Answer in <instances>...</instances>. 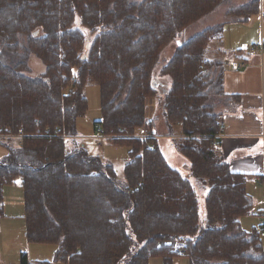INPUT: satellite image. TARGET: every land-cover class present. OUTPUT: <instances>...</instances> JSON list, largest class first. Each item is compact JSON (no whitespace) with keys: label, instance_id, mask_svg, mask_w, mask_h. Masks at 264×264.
Segmentation results:
<instances>
[{"label":"trees","instance_id":"1","mask_svg":"<svg viewBox=\"0 0 264 264\" xmlns=\"http://www.w3.org/2000/svg\"><path fill=\"white\" fill-rule=\"evenodd\" d=\"M224 1L0 0V216L4 189L19 181L27 243L54 246L62 264H174L178 257L264 264V223L240 227L253 216L248 176L232 173L219 147L215 108L227 95L222 64L206 53L222 40L224 24L179 39ZM259 9L260 0H250L225 16L247 22ZM170 43L173 54L156 72ZM32 56L43 72L29 75ZM91 85L100 113L93 144L127 150L124 184L113 165L77 142ZM150 101L168 129L180 126L173 144L187 160V177L159 147ZM17 136L20 146L12 143ZM189 176L207 190L204 218ZM19 262L50 264L25 254Z\"/></svg>","mask_w":264,"mask_h":264},{"label":"crops","instance_id":"2","mask_svg":"<svg viewBox=\"0 0 264 264\" xmlns=\"http://www.w3.org/2000/svg\"><path fill=\"white\" fill-rule=\"evenodd\" d=\"M262 9L264 10V5L260 1L259 13L252 16L247 22L226 21L224 23L225 27L222 28V40L219 41L220 47L223 42L228 45L226 50L229 52L222 53V57L218 59L222 64V89L227 95L225 98L222 97V101L215 108L217 112L222 113L223 126L219 147L223 158L230 166L231 172L248 176L246 191L252 201L253 216L256 218V224L248 230L243 229L241 224L242 219L246 217L241 218L240 227L243 231H250L251 228L260 225L264 221L261 217H258L259 212H264V191L261 192L260 190V186L264 188V31H262L264 13ZM239 25L244 27L241 41L239 35H237ZM245 25H248V27ZM249 31H254V35L247 37ZM229 40L232 46L242 45V47L238 48L237 46V51H234L231 48L232 46L229 45ZM240 63H244V65L238 67ZM234 96H237L238 99L233 98ZM152 103L154 102L150 101L149 105L151 106ZM148 116L149 120L153 119L152 115L149 114ZM77 131L79 136V132H81L79 130V120ZM86 136L82 139L88 140V145L79 139L77 142L87 149L89 154L101 157L100 154H104L105 146L102 150H97L92 144V128L91 133H87ZM109 145L108 150L110 152L113 149L116 150V146L111 144L112 148H110ZM119 149L127 155V150L124 148ZM108 158L118 160L120 157L114 158V155L109 153ZM179 172L182 174L181 171ZM192 183L196 190L197 187L201 186L197 181ZM4 214L5 206L4 213L0 218H4ZM204 217L205 214L202 218Z\"/></svg>","mask_w":264,"mask_h":264},{"label":"rangeland","instance_id":"3","mask_svg":"<svg viewBox=\"0 0 264 264\" xmlns=\"http://www.w3.org/2000/svg\"><path fill=\"white\" fill-rule=\"evenodd\" d=\"M250 0H226L221 3L218 7L215 8L213 12L202 17L197 22L190 25L184 32H182L179 36L181 41H187L198 33L202 32L207 27L216 25V24H224L227 21L225 16L226 10L235 6L242 5ZM262 5H264V0H260ZM264 13V10L262 9ZM250 24V23H249ZM248 24V25H249ZM248 25H245L248 27ZM225 27V26H224ZM239 30V40L243 36L242 29L244 28L242 25L237 27ZM264 31V26L263 30ZM254 31H249L247 37L253 36ZM229 45L232 46L231 41L229 40ZM238 48H241L242 45H233L231 48L234 51H237ZM174 43H170L167 47L163 49L161 52L157 67L155 71L157 72L160 67L166 64L174 51ZM228 45L223 42L221 47L219 42H211L206 53V58L211 59H219L222 57V53L228 52L226 50ZM231 49V50H232ZM6 62L9 63L10 52L7 50H2ZM229 55V54H228ZM44 65L41 63L39 59L32 56L29 59V75H35L43 72ZM86 97L88 102V112L86 116L79 119V140L85 142L87 145L89 144L88 140L81 139L86 138L87 133H91V128L93 124L99 120V90L97 86L91 85L86 88ZM150 103V102H149ZM161 106L158 103H152L151 106L147 107V114L152 115L154 121V132L157 133V140L160 145L161 151L169 164L178 171L182 172V175L188 176L189 169L187 160L178 152L175 145L173 144L177 138L180 136V126L173 125L170 129L167 128L164 122V118L161 113ZM141 131V130H140ZM101 134V132H100ZM83 135V136H82ZM97 138L98 133L94 134ZM92 139V138H91ZM17 145H21L19 136L13 139L12 143ZM93 144V140L91 141ZM69 145V143H68ZM109 143H105L104 154H100L104 159L105 163H110L114 165V170L116 172L117 182L119 184H124L125 180L123 178V167L124 163L128 160L127 155L124 151H120L119 147H116V150H112L110 152L108 150ZM112 148L111 145H109ZM101 148V147H98ZM118 149V150H117ZM111 153L115 157H120L118 160H111L108 158V154ZM5 155L4 148L0 147V159ZM190 181L195 182L196 180L189 176ZM261 192L264 191V188L260 186ZM20 184L17 181L14 185L6 187L4 189V198H5V214L4 218H0V264H20L19 257L21 254H25L27 256L28 261L40 262L47 261L50 264H61L54 257L55 247L49 246L46 244H28L25 240V226L23 221V203H22V194L20 192ZM206 188L204 186L197 187V195L199 199V211L200 216L205 214V205L204 200L206 196ZM2 220V221H1ZM242 228L248 230L251 226L256 224V218L254 216H248L241 221ZM149 264H161L160 259H151ZM174 264H189V261L186 257H178L175 259Z\"/></svg>","mask_w":264,"mask_h":264},{"label":"built area","instance_id":"4","mask_svg":"<svg viewBox=\"0 0 264 264\" xmlns=\"http://www.w3.org/2000/svg\"><path fill=\"white\" fill-rule=\"evenodd\" d=\"M242 64L244 65V63H240V64H238V67H242V66H243ZM240 65H241V66H240ZM72 82H73V81H72ZM141 132L143 133V132H145V131L142 130ZM260 217L264 219V212H261V213H260ZM263 223H264V221H263ZM260 236H261V237H264V230L261 231Z\"/></svg>","mask_w":264,"mask_h":264}]
</instances>
